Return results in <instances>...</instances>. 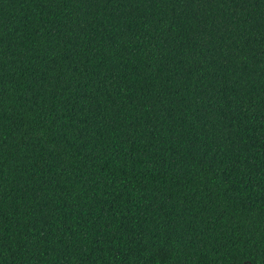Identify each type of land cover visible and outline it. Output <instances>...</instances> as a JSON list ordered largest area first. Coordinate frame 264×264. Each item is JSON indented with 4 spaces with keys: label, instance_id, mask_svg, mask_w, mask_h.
<instances>
[{
    "label": "trees",
    "instance_id": "obj_1",
    "mask_svg": "<svg viewBox=\"0 0 264 264\" xmlns=\"http://www.w3.org/2000/svg\"><path fill=\"white\" fill-rule=\"evenodd\" d=\"M0 264H264V0H0Z\"/></svg>",
    "mask_w": 264,
    "mask_h": 264
}]
</instances>
